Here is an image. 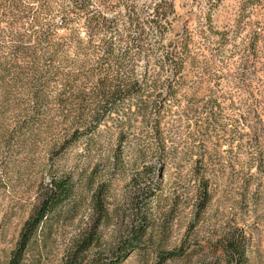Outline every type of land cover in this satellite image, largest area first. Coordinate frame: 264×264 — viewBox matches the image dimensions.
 <instances>
[{
    "label": "rangeland",
    "instance_id": "374dc122",
    "mask_svg": "<svg viewBox=\"0 0 264 264\" xmlns=\"http://www.w3.org/2000/svg\"><path fill=\"white\" fill-rule=\"evenodd\" d=\"M15 1L0 0V264L61 179L71 195L19 264H226L218 244L239 232L247 264H264V0H250L224 44L209 32V0H163L164 18L141 22L152 54L119 65L104 61L100 43L114 28L78 45L85 17L66 0H45L47 9ZM132 1L145 15L160 2L107 0L102 9L121 28ZM239 2L211 10L213 30L234 22ZM159 54L167 61L156 75ZM128 68L139 89L92 130L100 82H119ZM202 181L210 200L200 209ZM144 225L143 247L122 257L123 240ZM170 250L183 256L164 260Z\"/></svg>",
    "mask_w": 264,
    "mask_h": 264
},
{
    "label": "trees",
    "instance_id": "16d2710c",
    "mask_svg": "<svg viewBox=\"0 0 264 264\" xmlns=\"http://www.w3.org/2000/svg\"><path fill=\"white\" fill-rule=\"evenodd\" d=\"M68 6L74 12H80L85 17V28L86 33L83 37H77L76 42L78 45L90 44L94 35H97V29L109 30L114 28L113 33L101 36L100 43L105 52V60L109 62V65H119L124 64L125 61L131 60L135 55L145 54L146 57L152 54V48H150L151 42H149V34L146 32L143 24L141 22H154L157 23L160 19L164 18L163 0L152 5L149 10V6L145 9L146 15L143 14V10L136 8L133 1L128 4V16L127 20L123 22L121 28L119 26V21L122 19L117 14L108 16L102 9L103 4L107 0H98V5L92 4V0H66ZM97 1V0H96ZM221 0H209V9L207 12V23L209 32L217 34L218 43H226L230 37L235 33L237 29L240 28L241 23L246 17V11L249 8L250 0H240L236 16L234 17V22L231 25H224L222 30H213L211 10L219 5ZM12 2L18 6L19 4L12 0ZM45 4V5H44ZM39 7L41 9H47L45 0L40 3ZM24 10H26L24 8ZM143 15V16H142ZM258 37L255 34L249 36L248 39V49L254 50L257 44ZM182 53H187V45L184 42L181 46ZM159 64L156 66V75L161 72L164 63L167 61L166 55L159 54ZM148 70L145 71L144 77L147 76ZM125 76L122 79H118L119 82H113V79H107L105 76L103 81L100 82L98 90H103L104 101L100 103L98 108L90 113V120L94 123L92 130L95 126L103 120L104 116L113 110L116 103H118L122 96H129L133 92L137 91V81L133 77L132 69L128 68L125 72ZM153 73L152 75H154ZM138 88V89H137ZM77 97V102L80 105L84 104L85 100ZM100 108V109H99ZM72 192V185L69 184L67 180H53L46 191L43 193L42 197L35 206L33 212L29 218L24 222L21 228L19 238L16 244V248L10 259V264H19L25 249L29 242L32 240L39 227L44 223L46 217L54 212L58 206L62 205L66 201ZM210 200V194L208 186L205 182L199 184L198 189V202L197 206L202 209ZM146 225L141 229L133 230L132 235L123 240V255H127L131 250L141 249L143 244H141V238L144 235ZM93 242V238L88 239V245ZM221 244H218L217 250H222L224 253V260L226 264H247L246 259V237L241 233H228L222 240ZM85 246H88V245ZM162 258L164 260L177 259L183 256L182 250H170L162 253ZM119 261V260H118ZM116 264V263H115Z\"/></svg>",
    "mask_w": 264,
    "mask_h": 264
}]
</instances>
